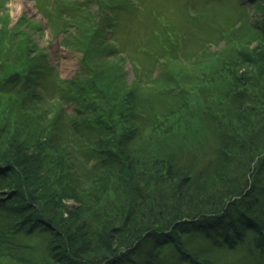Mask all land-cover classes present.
Segmentation results:
<instances>
[{
    "label": "trees",
    "instance_id": "trees-1",
    "mask_svg": "<svg viewBox=\"0 0 264 264\" xmlns=\"http://www.w3.org/2000/svg\"><path fill=\"white\" fill-rule=\"evenodd\" d=\"M73 1L74 7L68 13L71 22L67 25L73 28L79 21L85 23L86 20L96 31H100L102 25L110 28L109 9L126 2L82 0L80 5L77 2L80 0ZM249 5L264 15V0H249ZM244 19L246 17L242 18V23L247 22ZM248 25L258 27L256 30L264 34V19L260 25L253 26L250 21ZM230 36L224 35L225 38ZM88 40L87 47L97 49L96 53L101 56L100 51L106 48L104 44L101 42L99 46L100 42ZM105 44L113 46L111 40ZM28 50L32 55L37 48L28 47ZM249 51L240 48L235 51L237 57L234 59L250 63L254 73L248 71L234 78L233 81L242 88L237 91L228 89L221 102L224 108L235 107L239 112L236 121L233 119L235 123L230 124L225 117L216 118L211 104L205 105L203 110L208 128L219 142L216 146L218 156L211 172L207 169L193 173L192 164L187 167L179 165L181 177L174 179L171 175L175 172L174 165L170 162L175 157L172 154L178 152V144L172 139L163 142L169 156L165 167L154 160L137 166L136 170L132 168V162L122 148L125 137L117 134L120 132L117 130L119 122L115 120L117 115L112 113L113 107L106 106V103L111 104V98L106 94L111 84L100 78L103 71L111 70L105 64L101 71V62L105 60L111 66L115 63L103 59V56L99 57L101 61L98 63H89V57L84 53L81 70L60 88L62 102L57 101L60 113H57L58 117H48L54 121L53 128L59 138H52L49 131L27 128L25 120H20L19 116L12 123L14 127L7 131L9 122L5 119L0 124V135L4 133L0 137V264L6 259L14 264H216L212 249L218 246L234 249L243 243L247 244V259L239 263L252 264L253 260H258L257 264H264V181H261L264 171V48L258 45ZM181 58L178 62L181 67L192 64ZM234 59L229 58L227 62L235 74ZM32 61L37 64L34 59ZM37 72V68L31 66L24 75L20 74V84L27 83L26 74L34 76ZM40 72L41 69L38 74ZM183 75L182 72L170 75L173 90L181 87L177 93L181 94L179 98L175 102L171 99L172 106L179 104L176 109L186 108L183 100H179L184 98L182 90L188 85H180ZM210 76L209 79L213 78ZM2 80L0 78V93H14V86L5 85ZM130 97L125 96L129 102L133 98ZM144 99L146 110L152 111ZM213 104L220 112L222 110L221 113L225 111ZM68 105L77 114V120L66 112ZM135 106L128 103V109L124 110L128 116L129 109L134 110ZM122 114L125 116L119 110V115ZM152 114L156 124L158 114L153 111ZM137 116L141 128L149 125H145L149 118L146 114L140 112ZM60 122L64 124L62 128ZM2 138L6 142H2ZM53 139L62 141L61 149L49 144L54 142ZM116 141L120 143L117 146ZM46 145L54 147L49 149L53 153L51 156L46 155ZM74 150L89 153L84 163L76 162L80 169L87 167V163L89 167L87 171L71 175L63 169L66 163L64 152ZM203 151L201 157L208 154ZM49 165L58 170L55 181L49 179L54 172ZM222 169L223 174L219 172ZM114 171H117L115 180L111 179ZM140 174L145 178L141 177V180ZM215 175L220 177L213 181ZM215 181L221 184H215ZM51 182L55 188L46 194ZM83 183L94 185L92 187L96 189H108L112 195L102 203L101 212L95 210L83 215L84 210H89L85 205L79 213L75 210L67 218L62 217V198L76 199L74 191L78 192ZM197 184L200 188H195L196 194L186 203L179 188L191 189L189 186ZM72 230L77 232L75 236ZM20 236L33 240L41 238L44 248L38 251V247L19 242ZM202 237L207 240L203 249L199 240ZM35 250L39 260L29 254Z\"/></svg>",
    "mask_w": 264,
    "mask_h": 264
},
{
    "label": "rangeland",
    "instance_id": "rangeland-1",
    "mask_svg": "<svg viewBox=\"0 0 264 264\" xmlns=\"http://www.w3.org/2000/svg\"><path fill=\"white\" fill-rule=\"evenodd\" d=\"M81 1H77L78 4ZM73 2L75 1L0 0V78L3 79L2 82L13 71L24 75L31 66H35L38 72L42 70L34 76L26 74L27 83L20 84L22 79L19 76L11 84L14 86V93L10 91L0 93V124L6 119L9 122L8 131L14 127L12 123L19 116L20 120H25L27 128L49 131L52 138H59L57 136L59 133L53 128L55 123L49 118L51 115L58 117L57 113H60L57 103V101L62 102L59 98L62 94L60 88L66 81L76 77L81 70L84 53L89 57V63L93 61L98 63L101 61L99 57L103 56V59L115 63L111 66L109 62L105 63V60L101 62L99 66L101 71L105 64L111 70L103 71L100 78L108 80L109 85L111 84L106 92L111 98V104L106 103V106L113 107L112 113H115L114 116L117 115L115 120L119 122L117 130L120 131L117 134L118 137H125L126 141L122 148L126 152L124 154L127 159L132 162V168L136 170L137 166L150 164L154 160L164 164L165 167V161L168 162L169 156L167 157L164 147L166 145L163 142L165 143V139L166 141L169 139V142L172 139L178 144V152L172 154V157L175 156L173 160L170 156V164L174 165L175 170L171 173L174 179L181 177L182 171L179 165L187 167L192 164L193 166L189 167L193 173L207 169L211 172L215 158L218 156L216 146L219 142L214 132L208 128L203 110L205 105L211 104L216 118L225 117L230 120V124L235 123L239 112L235 111V107L234 109H227L228 106L224 108L222 104V100H225L224 94L228 89L240 90L242 86L239 83L236 84L233 81L234 78L253 70L250 63L234 59L237 57L235 51L241 48L250 52L249 50H253L258 45L264 48V34L256 30L258 27L250 28L248 25L249 21L253 26L260 25L264 15L249 5V0H126L124 5L109 9V15L112 17L110 28H104L102 25L100 31H96L91 29L86 20H84L85 23L79 21L73 28L67 25L71 22L69 21L71 15L68 13L74 7ZM57 9L60 16L55 12ZM243 17H246V23H242ZM238 27L239 30H236ZM224 35H234V37L225 38ZM88 38H91V41H98L97 44L100 42L99 46L101 42L104 44L106 48L100 51L101 56L96 53L97 49L87 47L90 41ZM108 40L112 41L113 46L105 44ZM28 47L37 48L35 54L30 55ZM34 56L37 57L29 58ZM178 57L188 59L192 64L183 68L178 63L180 61ZM229 58L235 61V74L228 67ZM33 59L40 65L33 63ZM181 72L184 77L180 85H188L182 90L184 98L179 100H183L186 108L176 109L179 104L175 103L172 106L171 103L181 95H177L181 87L173 90L175 87L170 85V75H179ZM251 72L254 73V71ZM209 74L213 78L209 79ZM186 80L187 83H185ZM25 86L27 88H24ZM10 90L12 91L11 88ZM127 95L131 96L130 98L133 97L130 102L136 105L134 110L129 109V116L128 112L124 111L128 109V103H130L125 98ZM142 98H145L152 111L158 114L156 124H154L152 111L146 110L147 106L144 105ZM171 99L174 101L171 102ZM213 102L218 104L219 108H224L225 114L221 113L222 110L220 112ZM65 108L66 112L74 117L72 119L77 120L75 118L78 116L72 112L71 105ZM119 110H122L125 116L124 114L120 116ZM139 111L149 117L145 124H149L148 126L141 128L142 124L137 116L140 114ZM62 118L65 117L62 116ZM60 123L62 128L64 124ZM2 135L4 133L0 137H3ZM61 143L62 141L59 140L49 144L57 145V149H61L60 146H63ZM111 144L115 148L120 143L116 141L115 146L113 142ZM52 145H46L48 156L53 154L49 150L52 149ZM203 150L208 151V154L205 153V156L201 157ZM86 156H89V153L65 151L66 163L63 169L71 175L87 171L89 163L82 169L76 164L78 160L84 163L87 160ZM50 168L54 172L49 179L55 181L58 170L55 166ZM219 172L224 173L223 169ZM41 173L46 174L43 171ZM116 174L117 171L112 172L111 179L115 180ZM218 176L220 177L215 175L213 181ZM262 176L264 177V171ZM139 177L145 178L143 174ZM263 177L261 181H264ZM210 181L211 179L208 182ZM53 182L48 185L46 194L55 188ZM215 184L221 183L215 181ZM92 186L83 183L78 188V192L74 191L76 199L62 198L64 209L62 217L67 218L69 213L75 210L79 213L85 205L89 210H84L83 215L95 210L102 211V203L112 194L108 189H96ZM189 187L191 189L185 186L179 188L186 203L191 201L190 199L196 194L195 188H200V185ZM72 234L75 236L77 232L72 230ZM199 240L200 247L203 249L207 240L203 237ZM18 241L40 248L38 251L44 248V241L41 238L33 240V238L20 236ZM245 244L234 249L219 246L212 249L215 251L216 264H245L246 262L239 263L247 259ZM38 251L29 252L34 260L39 257ZM4 262V264H14L8 259ZM257 262L258 260H253L252 264Z\"/></svg>",
    "mask_w": 264,
    "mask_h": 264
},
{
    "label": "water",
    "instance_id": "water-1",
    "mask_svg": "<svg viewBox=\"0 0 264 264\" xmlns=\"http://www.w3.org/2000/svg\"><path fill=\"white\" fill-rule=\"evenodd\" d=\"M19 74L14 72L12 73L6 80H5V83H14L17 78H18Z\"/></svg>",
    "mask_w": 264,
    "mask_h": 264
},
{
    "label": "bare ground",
    "instance_id": "bare-ground-1",
    "mask_svg": "<svg viewBox=\"0 0 264 264\" xmlns=\"http://www.w3.org/2000/svg\"><path fill=\"white\" fill-rule=\"evenodd\" d=\"M14 2H18L19 0H13Z\"/></svg>",
    "mask_w": 264,
    "mask_h": 264
}]
</instances>
